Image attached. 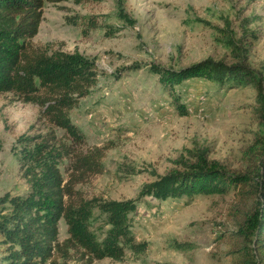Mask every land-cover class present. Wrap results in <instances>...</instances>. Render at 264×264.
<instances>
[{
	"label": "rangeland",
	"instance_id": "obj_1",
	"mask_svg": "<svg viewBox=\"0 0 264 264\" xmlns=\"http://www.w3.org/2000/svg\"><path fill=\"white\" fill-rule=\"evenodd\" d=\"M31 41L77 51L96 66L95 84L70 118L84 137L83 149L105 147L103 170L77 188L88 198L136 199L132 231L136 241L146 243L145 251L127 250L123 260L91 264H230L229 237L251 205V188L163 201L138 196L144 183L198 149L230 173H254L264 138L257 90L251 84L221 87L188 79L173 88L186 109L181 114L149 65L178 68L208 57L233 62L239 54L264 75V0L46 2ZM38 114L35 103L0 95V198L28 191L18 138L40 130ZM66 164L60 163L63 173ZM102 225L100 219L94 224L98 235ZM66 236L60 220L58 239Z\"/></svg>",
	"mask_w": 264,
	"mask_h": 264
},
{
	"label": "trees",
	"instance_id": "obj_2",
	"mask_svg": "<svg viewBox=\"0 0 264 264\" xmlns=\"http://www.w3.org/2000/svg\"><path fill=\"white\" fill-rule=\"evenodd\" d=\"M61 1L67 0H0V95L12 93L38 105L37 120L42 124L41 131L18 138L19 169L28 191L7 200L0 198V264L120 261L127 250L139 255L146 248L132 231L136 199L88 198L77 188L103 170L105 147L83 149L84 137L70 118V110L94 86L96 66L77 51L51 49L31 41L38 32L44 3ZM231 46L239 49L236 43ZM236 56L233 62L208 57L178 68L150 64L149 70L172 92L181 114L186 109L174 86L201 78L221 87L253 85L264 117V75H257L244 57ZM260 142L254 173H230L198 149L190 153V159L144 183L138 197L163 201L251 188V205L229 237L230 264H264V138ZM62 160H67L64 173ZM244 199L250 202V198ZM98 219L106 226L101 235L94 228ZM60 220L67 233L62 240L58 239Z\"/></svg>",
	"mask_w": 264,
	"mask_h": 264
}]
</instances>
